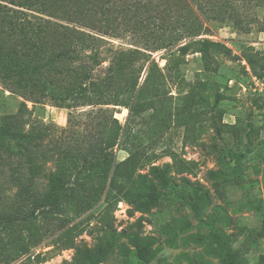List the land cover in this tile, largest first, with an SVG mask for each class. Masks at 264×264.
Wrapping results in <instances>:
<instances>
[{
    "label": "rangeland",
    "instance_id": "obj_1",
    "mask_svg": "<svg viewBox=\"0 0 264 264\" xmlns=\"http://www.w3.org/2000/svg\"><path fill=\"white\" fill-rule=\"evenodd\" d=\"M260 1L218 2L208 13L206 36L225 48L206 59L199 52L179 59L172 56L170 65L159 58L162 52L155 53L156 66L144 68L137 80L140 101L128 121V110L115 107L114 116L127 128L114 147L112 177L118 195L126 191L133 195L132 204L120 198L105 213L102 200L92 204L85 198L88 195L76 194L62 212L45 216V207L29 206L23 209L30 211L23 220L17 187L9 174L17 158L9 163L0 153V264L5 254H15L24 246L28 253L11 264H220L207 237L209 227L236 247L246 230L260 226L264 122L259 101L242 89L250 74L262 73L258 77L264 79ZM78 111L74 117L82 120ZM68 112L47 100L34 103L0 83V129L14 118L26 123L24 129L36 124L58 133L68 126ZM43 166L35 177L37 196L46 190L48 171L54 169L51 161ZM96 180L98 176L92 175L86 182ZM150 187L156 200L148 196ZM197 189L209 199L199 213L203 221L193 219L188 205ZM5 217L13 220L11 226L5 224ZM74 224L83 230L67 245L60 235ZM133 232L152 237L143 258L130 241ZM36 254L44 256L39 263L33 259ZM240 264H264V240Z\"/></svg>",
    "mask_w": 264,
    "mask_h": 264
},
{
    "label": "trees",
    "instance_id": "obj_2",
    "mask_svg": "<svg viewBox=\"0 0 264 264\" xmlns=\"http://www.w3.org/2000/svg\"><path fill=\"white\" fill-rule=\"evenodd\" d=\"M218 2L224 0H0V83L34 103L47 100L69 110L68 126L58 133L36 124L24 129L26 123L14 118L0 129V153L9 163L17 158L9 174L17 187L21 219L28 217L30 211L23 209L29 206L45 207V216L62 212L76 194L88 195L84 197L92 204L102 200L105 213L120 198L135 201L127 191L118 195L112 177L114 147L127 128L114 116L115 107L128 110V121L140 101L137 80L144 68L156 66L155 53L162 52L159 58L170 65L172 56L199 52L206 59L225 48L206 36L208 13ZM249 62L254 69L252 59ZM118 79L123 81L120 85ZM85 107L90 109L82 110ZM76 110H81L82 120L75 119ZM49 161L54 169L48 171L46 190L37 196L35 177ZM92 175L98 176L94 184L86 182ZM149 190L148 196L156 200L155 189ZM198 191L188 205L193 219L203 221L199 213L209 199ZM12 222L5 217L6 225ZM82 230L74 224L60 238L68 245ZM129 237L143 258L152 237L138 232ZM207 237L220 264H240L264 240V214L260 226L246 230L236 247L214 227H209ZM27 253L25 246L7 253L1 264ZM33 257L38 263L44 258Z\"/></svg>",
    "mask_w": 264,
    "mask_h": 264
},
{
    "label": "built area",
    "instance_id": "obj_3",
    "mask_svg": "<svg viewBox=\"0 0 264 264\" xmlns=\"http://www.w3.org/2000/svg\"><path fill=\"white\" fill-rule=\"evenodd\" d=\"M249 70V69H248ZM243 91L247 90L251 93L260 103V112L264 122V79L257 75L250 74L247 86H242Z\"/></svg>",
    "mask_w": 264,
    "mask_h": 264
}]
</instances>
